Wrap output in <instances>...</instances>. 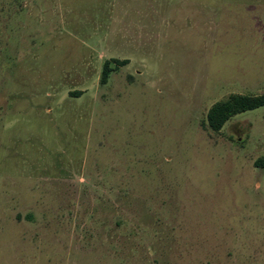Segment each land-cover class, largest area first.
I'll list each match as a JSON object with an SVG mask.
<instances>
[{
    "label": "rangeland",
    "instance_id": "obj_1",
    "mask_svg": "<svg viewBox=\"0 0 264 264\" xmlns=\"http://www.w3.org/2000/svg\"><path fill=\"white\" fill-rule=\"evenodd\" d=\"M231 94L264 95V0H0V264H264Z\"/></svg>",
    "mask_w": 264,
    "mask_h": 264
},
{
    "label": "trees",
    "instance_id": "obj_2",
    "mask_svg": "<svg viewBox=\"0 0 264 264\" xmlns=\"http://www.w3.org/2000/svg\"><path fill=\"white\" fill-rule=\"evenodd\" d=\"M128 60L113 59L105 62L102 71L101 84L106 85L111 74L120 67L126 66ZM115 64V68L112 67ZM77 96L80 93H76ZM264 108V95L231 94L215 103L207 114V127L214 133L222 131L227 122L246 112Z\"/></svg>",
    "mask_w": 264,
    "mask_h": 264
}]
</instances>
